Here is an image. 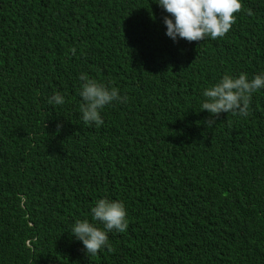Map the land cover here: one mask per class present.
<instances>
[{"label": "trees", "instance_id": "1", "mask_svg": "<svg viewBox=\"0 0 264 264\" xmlns=\"http://www.w3.org/2000/svg\"><path fill=\"white\" fill-rule=\"evenodd\" d=\"M241 5L223 37L174 42L155 0H0V264H264V88L247 116L200 110L264 72V0ZM81 73L127 97L99 126ZM100 198L128 226L87 255L71 226Z\"/></svg>", "mask_w": 264, "mask_h": 264}, {"label": "clouds", "instance_id": "2", "mask_svg": "<svg viewBox=\"0 0 264 264\" xmlns=\"http://www.w3.org/2000/svg\"><path fill=\"white\" fill-rule=\"evenodd\" d=\"M166 13L163 18L165 34L174 42L178 38L187 41H200L205 37L216 39L223 37L234 22L233 13L241 8V0H155ZM84 81L79 89L81 103L80 119L85 125L99 126L103 123L100 111L113 101L126 102L117 89L109 88L103 83L89 79L83 73ZM264 88V72L248 79L244 73L236 77L228 74L218 82L205 87L202 91L200 110H207L212 119L206 121L211 125L220 113L233 112L247 116V99L258 89ZM64 95L54 92L49 103L62 105ZM89 219H77L71 226V234L82 242L87 255H95L107 246L110 232L123 233L127 226L126 210L122 202L100 198L90 209ZM99 222L102 227L94 222Z\"/></svg>", "mask_w": 264, "mask_h": 264}]
</instances>
